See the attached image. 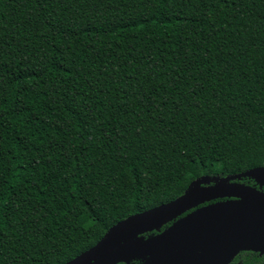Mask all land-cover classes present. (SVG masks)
<instances>
[{"label":"trees","instance_id":"obj_1","mask_svg":"<svg viewBox=\"0 0 264 264\" xmlns=\"http://www.w3.org/2000/svg\"><path fill=\"white\" fill-rule=\"evenodd\" d=\"M259 167L264 0H0V264Z\"/></svg>","mask_w":264,"mask_h":264},{"label":"water","instance_id":"obj_2","mask_svg":"<svg viewBox=\"0 0 264 264\" xmlns=\"http://www.w3.org/2000/svg\"><path fill=\"white\" fill-rule=\"evenodd\" d=\"M262 188L264 167L200 177L175 200L118 222L66 264H230L241 252L263 254Z\"/></svg>","mask_w":264,"mask_h":264},{"label":"flooded vegetation","instance_id":"obj_3","mask_svg":"<svg viewBox=\"0 0 264 264\" xmlns=\"http://www.w3.org/2000/svg\"><path fill=\"white\" fill-rule=\"evenodd\" d=\"M237 182L244 184V185H247V186H250V187H254L257 190H259L258 185H256L253 180L242 179L241 181H237ZM261 191L264 192V188H262ZM170 224L166 225V227L170 226ZM164 229H161V231ZM253 256H257L259 258H264V253L260 254V253H256V252H241L232 260V262L230 264H241L242 258H245V257L251 258Z\"/></svg>","mask_w":264,"mask_h":264}]
</instances>
